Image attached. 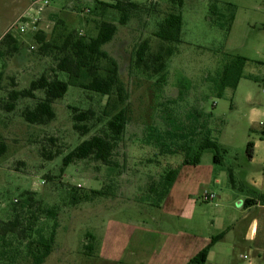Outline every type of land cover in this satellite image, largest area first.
<instances>
[{"label":"rangeland","instance_id":"374dc122","mask_svg":"<svg viewBox=\"0 0 264 264\" xmlns=\"http://www.w3.org/2000/svg\"><path fill=\"white\" fill-rule=\"evenodd\" d=\"M13 1L17 0H0V12L2 3ZM132 1L142 8L134 10L127 26H119L113 41L103 47L117 62L120 78L130 92V121L124 141L114 155L123 171L115 179L107 167L90 160L76 162L63 175L60 173L63 157L83 139L99 134L106 125V119L99 123L94 120L89 123L90 126L96 123L91 134L81 137L73 129L70 107L92 109L99 116L107 97L71 86L66 96L54 105L56 119L45 126L30 125L21 116L22 110L35 100L19 101L12 112L5 109L11 90L25 89L45 73L52 77L50 71L57 53L42 52L31 40L32 34L22 36L10 31L15 22L13 16L0 21V42L11 32L24 48L12 56L0 57V140L7 146V152L0 157V227L13 220L15 210L25 220L30 218L22 203L23 194L32 192L44 205L60 208L56 245L44 264H135L138 222L155 228L147 251L152 259L159 255L160 235L167 229L198 235L196 240L201 242V238L230 227L225 239L214 248L210 264H264V253L259 257L250 251L248 244L237 240L246 222L254 217L264 220L260 210L239 206L241 199L249 195L250 177L264 172V138L260 126L264 123V0H182L181 42L173 44L174 54L166 61L168 81L161 87L156 85L157 77H148L136 66L134 53L142 40H148L150 54L169 47L153 34L169 10L170 0ZM51 2V8L66 5L65 0ZM230 4L235 7V19L227 31L217 20L228 19ZM149 8L151 13L147 11ZM66 11L64 16L55 18L47 13L39 30L51 39L55 35L52 25L48 26L52 17L54 27L58 23L57 32L64 26L66 33L77 32L87 42L96 35V26L102 18L117 24L120 17L113 10H107L103 17L94 9L71 7ZM227 56H241L248 61L237 88L227 87L218 97L214 80ZM148 72L151 74V70ZM59 77L66 80L63 74ZM186 81L191 87L188 101L174 109L181 116L190 106L200 103L203 111L211 114L212 139L225 150L221 152L222 164L214 163V153L210 150L203 153L198 168L185 163L180 154L156 159L157 150L142 143L146 126L160 119L158 115L163 113L166 101L177 99ZM250 141L256 144L253 162L247 154ZM56 152L60 154L47 159ZM173 169L177 171L175 190L186 191L187 196L175 200L171 209L161 197L164 180L160 175ZM229 169L233 171L234 182ZM153 185L158 190L154 194L149 189ZM72 186L105 189L108 194L71 207L68 193ZM204 191L213 192L217 197L215 202H205ZM35 224L47 233L53 222L39 216ZM5 240L8 243L2 247L0 236V255L6 252L4 259L0 257V264H31L26 258L25 242L13 234ZM244 254L249 256L248 260Z\"/></svg>","mask_w":264,"mask_h":264},{"label":"trees","instance_id":"16d2710c","mask_svg":"<svg viewBox=\"0 0 264 264\" xmlns=\"http://www.w3.org/2000/svg\"><path fill=\"white\" fill-rule=\"evenodd\" d=\"M171 6L165 17L157 24L154 36L169 47L155 54H150L148 40H142L139 44L134 57L136 56V66L144 70L148 77H157L156 85L161 87L168 81L166 61L174 54L173 44L181 42L183 18L179 13L182 6V0H170ZM155 2L151 3L153 7ZM142 8L139 3L132 0H114L112 3L97 2L93 7L94 11H100L101 17L107 10L117 11L120 14L118 23L104 20L103 18L97 24V33L89 41L80 38L77 32H68L63 26L58 31V23L53 28L51 39L44 33L38 32L33 35L31 40L39 45L42 52L54 54V66L50 73L42 74L39 78L31 81L30 85L22 90H11L8 94V101L5 109L12 112L16 109L17 103L21 100H35L32 105L26 106L22 110V118L30 125L45 126L56 119L54 105L57 101L62 100L69 91L71 86L96 93L102 97H107V102L101 110L99 116L92 109L80 110L77 107H70L72 112V122L74 131L81 137H87L91 134L92 128L102 119H106V125L99 134H94L89 138L83 139L73 150L67 153L62 160L60 173L63 175L66 168L79 161H94L102 164L109 169L110 173L117 178L122 174V164L114 160V155L118 150L120 143L124 141L127 125L130 121L129 99L130 92L122 79L120 78L117 62L103 50V47L112 42L115 38L119 26H127L130 21L131 13L134 10ZM93 9H89L92 11ZM230 15L226 21L217 20L221 26L229 31L234 22L235 7L229 5ZM147 11L151 13L149 8ZM60 25V24H59ZM63 32V33H61ZM59 39V40H58ZM61 41V42H60ZM60 42V43H59ZM23 45L8 32L0 42V57L6 55L12 56L22 51ZM227 61L221 71L217 72L215 89L218 97L223 95L227 87L236 89L240 80L243 78V70L247 59L241 56H227ZM104 63V64H103ZM151 70V74H149ZM59 74L66 76V80L59 77ZM184 82V81H183ZM160 90V89H159ZM191 90L190 84H182L179 90V97L175 100L166 101L163 113L158 117V121L148 124L144 131L142 143L154 147L158 156L176 155L183 156L185 163L198 165L205 151L210 150L214 153V163L222 164L223 157L221 152H225L212 139L209 128L210 113H205L200 107L190 106V108L181 116L177 115L176 107L179 103L188 101V93ZM41 93L42 96H38ZM202 101V99H201ZM96 120V123L90 126V122ZM262 138H264V129H262ZM254 142L247 144V154L249 158L254 156ZM7 152L6 144L0 140V157ZM60 153L51 154L47 157L52 160ZM149 161L154 162V159ZM124 167V165H123ZM175 169L160 175L164 180L161 197L164 199L168 195L176 178ZM230 179L233 176L230 172ZM114 183V180L111 181ZM112 185L106 189H110ZM156 185L149 187L150 190L158 191ZM107 190H84L78 186L69 188L68 204L71 207L89 203L96 198L106 196ZM22 209L26 208L30 218L25 220L20 213L15 210L16 215L13 220L3 224L0 227V236L2 247L8 242L5 240L7 235H17L21 242H25L26 258L31 264H44L54 251L59 227L58 216L59 206L48 207L42 201L35 199V194L25 192ZM264 202V195L261 196ZM39 216L53 222L52 226L46 229L36 227L35 224ZM28 222L26 224L25 222ZM222 232L214 236L210 243L202 249L187 264H206L209 253L214 245L224 238ZM6 252H1L0 257L4 259Z\"/></svg>","mask_w":264,"mask_h":264},{"label":"crops","instance_id":"0c3cea01","mask_svg":"<svg viewBox=\"0 0 264 264\" xmlns=\"http://www.w3.org/2000/svg\"><path fill=\"white\" fill-rule=\"evenodd\" d=\"M51 1L49 6L41 14L42 20H44V16L47 13L52 15L53 18L60 17L62 15L64 16L67 13L66 8L77 7L83 8V10H89L90 7H94L97 2H113L104 0H65V8L63 6L60 8H51ZM33 2L34 0H17L15 2L13 1V3L10 4L2 3L1 6H3V9L1 8L0 21H7L11 19L12 16L13 20L16 21L23 14L35 15V11L32 7ZM59 2H61V0H59ZM52 17L50 19L51 21H49L50 23H48V26L50 27L52 25L53 29L55 22H53L54 19H52ZM255 149L256 144L254 147V156ZM254 156L250 158L252 162L255 160ZM201 165L202 161L200 160V163L198 165H194V167L198 168ZM211 170H213V168H211ZM229 172H231L233 176L232 182H234L233 171L229 169ZM183 183L187 184L186 181H183ZM176 184L177 178H175V181L165 198V205L169 206L171 209H173L172 203L175 200L180 199L182 195L187 196V194H185L186 191L183 192L182 190H175ZM248 185L250 187L249 195L244 199H241L239 206H242L243 208H247L249 210H260L264 217V202L261 198V196L264 195V172L255 176H251L250 180L248 181ZM215 200L213 202H215ZM173 214L174 212L171 213V215ZM229 229L230 227H228L225 231H222L225 233L224 238L221 241L217 242L211 249L206 264L208 262L210 264L211 255L214 248L225 239ZM154 230L155 228L149 223L138 222L135 224V264H187L193 257H195L210 243L211 239L214 236L222 233L220 232L216 235H209L207 237H204L205 239L201 238V242H197L196 238L198 237V235L192 236L188 235L187 232L182 233L181 230L179 232H173L172 230L170 231L167 229L166 232L162 234L159 233L161 234L159 241V243H161V246L159 247V255L152 259L150 255L147 254V251L151 247L149 241L152 240L151 235H153ZM237 240L239 241V243L248 244L250 251L260 257L264 253V220L261 222L254 217L251 221L246 222L244 226V232L237 236ZM244 256H247L249 259V256L247 254H244ZM249 264L253 263L249 262Z\"/></svg>","mask_w":264,"mask_h":264},{"label":"built area","instance_id":"2783aa9c","mask_svg":"<svg viewBox=\"0 0 264 264\" xmlns=\"http://www.w3.org/2000/svg\"><path fill=\"white\" fill-rule=\"evenodd\" d=\"M51 0H34L32 7L35 11V15H21L18 20L14 22L11 26L10 31H16L19 35H35L39 30V24L42 21L41 14L49 6ZM33 49V47H31ZM264 93V86H263ZM261 126L264 129V123H261ZM202 199L205 202H213L216 199V195L213 192L204 191L202 194ZM245 259H248L247 256H244Z\"/></svg>","mask_w":264,"mask_h":264}]
</instances>
